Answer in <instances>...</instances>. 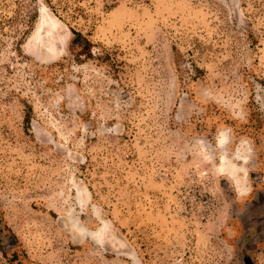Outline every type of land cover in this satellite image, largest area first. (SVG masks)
<instances>
[{
	"label": "rangeland",
	"instance_id": "1",
	"mask_svg": "<svg viewBox=\"0 0 264 264\" xmlns=\"http://www.w3.org/2000/svg\"><path fill=\"white\" fill-rule=\"evenodd\" d=\"M0 264H264V0H0Z\"/></svg>",
	"mask_w": 264,
	"mask_h": 264
},
{
	"label": "bare ground",
	"instance_id": "2",
	"mask_svg": "<svg viewBox=\"0 0 264 264\" xmlns=\"http://www.w3.org/2000/svg\"><path fill=\"white\" fill-rule=\"evenodd\" d=\"M44 16H46V15H44ZM46 19V18H45ZM42 22V21H41ZM43 25V24H42Z\"/></svg>",
	"mask_w": 264,
	"mask_h": 264
}]
</instances>
